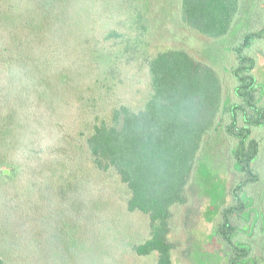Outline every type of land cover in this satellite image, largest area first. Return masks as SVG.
<instances>
[{
	"label": "rangeland",
	"instance_id": "1",
	"mask_svg": "<svg viewBox=\"0 0 264 264\" xmlns=\"http://www.w3.org/2000/svg\"><path fill=\"white\" fill-rule=\"evenodd\" d=\"M47 1L0 0V254L10 264H157L156 252L134 250L150 235L149 216L128 210L129 188L114 169L95 167L85 139L112 109L145 104L147 59L163 50L211 65L230 92L233 49L262 27L264 0H242L221 39L185 25L180 0ZM110 30L123 37L106 40ZM253 54L263 79L264 39ZM221 128L200 152L189 205L173 208L174 264H229L233 255L217 233L238 175Z\"/></svg>",
	"mask_w": 264,
	"mask_h": 264
},
{
	"label": "trees",
	"instance_id": "2",
	"mask_svg": "<svg viewBox=\"0 0 264 264\" xmlns=\"http://www.w3.org/2000/svg\"><path fill=\"white\" fill-rule=\"evenodd\" d=\"M57 2L48 0L47 8ZM180 2L181 21L210 39L231 33L242 4V0ZM120 37L116 30L105 34L108 41ZM261 39L264 23L256 31L244 32L234 47L228 69L232 94L214 67L185 49L171 48L149 57L151 92L145 104L139 109L119 105L86 137L95 167L114 169L129 188L128 210L150 218L149 237L134 246L139 256L156 252L157 264H174L173 208L189 205L187 190L200 152L221 127L231 139V167L238 179L232 186L234 202L222 210L217 233L233 252L229 264H257L252 256L255 243L264 256V77L259 78L253 54ZM0 264L10 263L0 254Z\"/></svg>",
	"mask_w": 264,
	"mask_h": 264
}]
</instances>
